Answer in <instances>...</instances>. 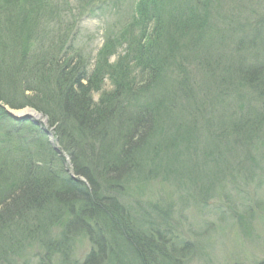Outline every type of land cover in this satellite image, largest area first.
Returning a JSON list of instances; mask_svg holds the SVG:
<instances>
[{
	"label": "trees",
	"instance_id": "obj_1",
	"mask_svg": "<svg viewBox=\"0 0 264 264\" xmlns=\"http://www.w3.org/2000/svg\"><path fill=\"white\" fill-rule=\"evenodd\" d=\"M76 1L84 12H69L80 20L98 4ZM251 1L138 0L123 31L113 41L108 38L99 51L98 67L88 72L79 54L73 55L71 43L63 48L68 35L54 34L53 19L49 20L51 15L64 19L69 12L53 14L52 0H0V264H17L10 257L15 252L13 235L4 232L16 220L21 243L32 234L31 242L43 241L47 252L64 259L75 250L80 235L88 237L92 249L81 264H178L171 253L178 242L167 237L172 233L165 229L168 224L161 213L152 210L160 222L148 223L144 232L124 210L122 179L131 180L138 164H120L121 156L109 157L104 150L98 159L112 158L117 168L114 178L101 173L103 189L92 175L97 166L83 157L82 151L89 148L80 143L87 136L102 135L105 141V130L115 125L117 139L123 136L130 145L159 150L155 157L148 155L152 171L144 182L157 183L161 172L181 186H202L203 174L207 190L239 185V176L259 168L264 158V14L254 15L252 4L249 15ZM256 16L259 22L252 25ZM112 44L126 46V55L113 69H105ZM215 44L231 45L230 55L208 56L202 70L212 71L211 81L195 88L190 69L179 64L201 47L205 54L210 52ZM184 46L187 51L191 47V53L183 55ZM172 66L181 77L180 88L188 90L182 92L197 97L186 94L182 103L176 96L170 100L156 95ZM134 71H139L137 79ZM105 76L113 87L108 92L101 89ZM26 91L30 94L24 95ZM100 91L94 102L93 94ZM132 95L140 96L142 103L123 106V98ZM4 105L31 106L47 117L72 174L53 152L50 158L46 155L50 166L39 163L45 161L41 146L50 148L45 136L31 124L12 122ZM27 222L32 230L23 229Z\"/></svg>",
	"mask_w": 264,
	"mask_h": 264
},
{
	"label": "rangeland",
	"instance_id": "obj_2",
	"mask_svg": "<svg viewBox=\"0 0 264 264\" xmlns=\"http://www.w3.org/2000/svg\"><path fill=\"white\" fill-rule=\"evenodd\" d=\"M52 1L54 2L52 9L53 14L57 12L60 13L62 12L61 10L69 12L71 9H74L71 12L72 15L80 13V11L81 14L84 12L80 9V3L76 0ZM136 1L138 0H98L97 7H100V9L94 11L93 13H96L93 16H91V14L88 16L82 15L80 20L72 17L69 12L67 17H63L64 19L60 18L61 16L56 17L51 15L49 20L51 18L53 19L51 20V24L54 25L53 30L57 32L54 34L68 35L66 39L67 43L63 48H66V46L71 43L73 55L79 54L77 56H80L82 61H84L87 71L91 72L94 68L98 67V53L103 43L109 37L113 41L115 39L114 35L125 28L126 22L129 21L130 14L132 15V9ZM261 2L258 0L249 2V6H247L248 14L250 15L252 4L254 15L264 14V10H262V7H264V0ZM226 7L229 8L230 11H234L233 6L230 4ZM252 20V25L259 22L257 16ZM72 21H74V23H72ZM68 24L70 25V31ZM62 28H65L64 31L59 30ZM71 36H73L72 39ZM228 37V35L224 36V38ZM112 45L114 46L108 54V59L106 58L108 62L106 63L105 69L107 67L113 69L116 63H118L119 58H123L126 55V46L118 47L115 44ZM216 45L217 44L209 49L211 53L207 52L206 54L203 52V48L200 45L201 48L198 52H192L194 56L190 60L186 58L183 60L184 62L181 61L179 64L183 70L186 68L190 69L187 71H189V78L192 81V86L195 88L199 89L207 84L208 80L211 81L213 75L212 71H210V69L202 70L204 62L207 63L208 56L211 58H218L230 55L229 48L231 45L230 47L226 46L227 49L218 48ZM190 49L187 51L184 46L182 49L183 55L191 53ZM208 65L212 66L211 64ZM138 72L134 71V75H132L135 76L136 79L138 78ZM180 78L175 66L170 67L166 74L163 75V87L160 85L156 87V95H159V98L165 97L170 100H173L172 97L176 96L180 98L179 101L182 103L186 102V97L184 96L186 94L190 95L192 98H195V96L197 97L196 93V95L185 93L184 91L188 90L180 88ZM102 82V91L108 92L113 88L107 76H105ZM182 90L184 91L182 92ZM102 91L93 94L94 102L98 100ZM27 94H30V92L26 91L24 93V95ZM123 100V106L125 105L126 107L128 105L133 107L132 103L134 102L136 104L142 103L140 96L137 95H132L129 100L127 97L123 98ZM5 107L8 111L17 112L19 116H31L37 119L39 123L41 122L44 124L43 126L49 135V137L46 135L45 139L50 148L41 146V149H39L41 150L40 156L42 153V158L45 161L40 160L39 163H42L43 166L47 164L50 166L51 160L46 159V157L48 156V158H50L52 154L50 152H53L56 156L57 151L60 150V146L54 137V128L48 126L47 117L42 116L31 106H25L20 109ZM131 110L132 109H130V111ZM154 125L157 126L156 123ZM146 131L147 130H145V133ZM105 132L107 136L106 142L101 141L100 136L102 135H100L95 139L87 136L85 142L80 143L89 148L82 151L83 157H85L87 163L91 162L92 166H97V169H95L94 172L92 171V175L94 179H96L95 181H97L99 186H101L102 183V188L104 189L103 181L105 180L102 178L101 173L110 178H114L113 176H115L113 174V169L117 168V162L115 161L113 163L114 159L112 160V158L99 160V156L106 152L109 157L113 155V157L121 156L120 164H130L129 167H132L133 163L138 164L139 168H136V172L133 174L131 180L122 179L125 185L121 188L122 195L120 199L125 205L124 210L130 212L133 220H137V222L141 224L140 227L144 232L148 231V223L155 222L159 224L160 219L158 217L155 218V212L159 211L161 216L167 220L166 223L168 226L166 225L165 229H170L172 233V235H170L168 231L169 235L167 237L178 242V245L171 251V253L174 254L173 259L178 261V264H258L264 261V158L260 161L259 168L243 173V176H239V185H213L208 189L209 192L211 191L208 193L206 187L207 180H205L207 174L202 175L203 177L199 183H202V186L198 185V187L192 185L181 186V184L176 183L172 177L163 175L161 172L157 175V183H155L156 181L144 182V177L149 175V172L152 171V165L149 159L152 156L155 157L159 150L150 152L147 151L149 149L145 150L146 145L143 146L140 144L142 147L138 144L130 145L128 140L126 141L125 138L123 139V136L117 139L119 129L116 130L115 125H110ZM155 132L156 131H154V133ZM143 136L149 137L147 134H143ZM49 141L53 142L54 148ZM104 150H106V152H104ZM148 152L150 154H148ZM148 155L150 158H148ZM160 155L159 153L158 157H160ZM59 156L64 161L66 173L72 174V167L68 157L63 154ZM107 162H109V164ZM106 164H108L107 167L105 166ZM187 166H189V164L185 165V167ZM53 167L56 168L54 164ZM117 174H119V172ZM185 174L186 172H184V175ZM199 192L202 194H199ZM204 193L207 194L204 195ZM152 210H155V212ZM151 211L153 213H151ZM10 224L9 226L11 227L6 226L4 232L13 235L15 252H13L10 257L17 260V264H65L67 262L65 260H68V264L74 261L77 264H81L82 261L85 260V256L92 249V244L88 240V237L80 235V238L77 239L75 243V250L64 259L61 254H50L47 252L45 250L46 245H44L45 243L43 241L41 245H38L34 241L31 242L30 240H35V238L31 236L32 234L28 236L27 233L28 240L26 239L21 243V239L19 240L18 237L17 220L15 222L12 221ZM27 227L32 230L30 222H27L26 227L23 229ZM50 233L55 236L56 229ZM35 237H38L37 233ZM33 246H37L40 253L34 250ZM176 248H179L177 253L175 252ZM167 254L169 255L168 252Z\"/></svg>",
	"mask_w": 264,
	"mask_h": 264
},
{
	"label": "water",
	"instance_id": "obj_3",
	"mask_svg": "<svg viewBox=\"0 0 264 264\" xmlns=\"http://www.w3.org/2000/svg\"><path fill=\"white\" fill-rule=\"evenodd\" d=\"M7 114L13 121H17V122H19V121H29L32 124L36 125V126H39V124H40L37 119L32 118L31 116H19V115H17V112H13V111L12 112L11 111H7ZM47 135H48V133H47ZM49 142L53 146V142L52 141H49ZM53 148H54V146H53ZM55 150H56V148H55Z\"/></svg>",
	"mask_w": 264,
	"mask_h": 264
},
{
	"label": "bare ground",
	"instance_id": "obj_4",
	"mask_svg": "<svg viewBox=\"0 0 264 264\" xmlns=\"http://www.w3.org/2000/svg\"><path fill=\"white\" fill-rule=\"evenodd\" d=\"M18 114H20V113H18Z\"/></svg>",
	"mask_w": 264,
	"mask_h": 264
}]
</instances>
